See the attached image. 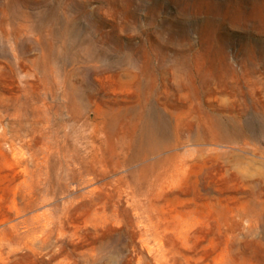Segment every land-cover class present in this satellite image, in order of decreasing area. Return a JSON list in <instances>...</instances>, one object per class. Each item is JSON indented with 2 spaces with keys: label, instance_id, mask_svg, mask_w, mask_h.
<instances>
[{
  "label": "rangeland",
  "instance_id": "1",
  "mask_svg": "<svg viewBox=\"0 0 264 264\" xmlns=\"http://www.w3.org/2000/svg\"><path fill=\"white\" fill-rule=\"evenodd\" d=\"M0 264H264V0H0Z\"/></svg>",
  "mask_w": 264,
  "mask_h": 264
}]
</instances>
